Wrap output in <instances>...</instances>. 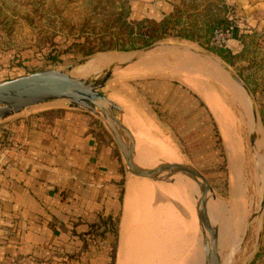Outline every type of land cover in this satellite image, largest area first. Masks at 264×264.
Segmentation results:
<instances>
[{"label": "rangeland", "instance_id": "obj_1", "mask_svg": "<svg viewBox=\"0 0 264 264\" xmlns=\"http://www.w3.org/2000/svg\"><path fill=\"white\" fill-rule=\"evenodd\" d=\"M122 1L127 2V6L131 8V21H140L143 18L136 10L137 5H140L138 0H0V83L42 71H64L69 66L75 68L88 60L86 64L80 65L74 71V75L85 78L97 76L100 73L99 80L104 78L112 67L103 71L102 68L129 53H100L81 61L79 60L82 58L81 54L71 52L62 55L57 64H52L45 57L47 52L45 44L49 37L59 35L56 42L60 49H67L75 40L78 41L82 24L88 20L87 27L94 25L101 27V24L96 23L101 19L106 20L105 17L113 12L112 2L120 7ZM149 1L154 2L148 18L159 22L163 14L164 2L174 4V10L171 12L174 13L175 9L182 7V3L186 0ZM215 1L219 4L224 3L226 7L224 13L228 22L232 20L242 22L240 29L234 35L240 42V48L236 49L235 53L231 51L235 58L233 65L223 60L216 53V49L203 47L195 42L172 38L153 46L188 47L199 51L198 55L202 57L203 55L217 57L232 75L247 85L248 96L260 118L259 147L262 160H264L262 150L264 149L262 117V110H264V27L255 31L256 29L247 26L246 21L237 17V10L240 8L237 0ZM156 4L159 5V9L154 8ZM205 7L206 0H199L200 13ZM96 8H99V12L105 11V16L95 15ZM168 8L170 7L165 5L163 11L169 10ZM68 34L73 35L69 37ZM185 53L184 50L160 51L155 48L149 59L132 64L140 74L128 78L171 79L193 92L210 114L213 126L214 146L211 151L213 157L208 158L204 163L195 161L204 158L198 153L200 148L196 138L194 161L191 156L188 159L179 143L181 140H177L172 133H167L166 130L162 131L154 122L143 117L139 108H133L117 100L116 104L122 109L117 112L118 117L124 118V121L132 120L134 129L141 127L150 131L149 136H137L140 145L137 147L138 150H135L134 159L139 158L143 153L149 155L153 153L156 155L152 160L154 166L171 162L181 163L195 168L205 178L180 175L164 179L161 183L150 180L147 185V182L130 173L126 168L121 151L112 138L122 156L123 168L127 173L123 184L124 190L128 191L130 186L138 189L131 198L132 212L127 222L126 233L125 226H122L125 217L122 208L117 216L112 264H205L206 250L209 249L208 242L209 240L212 242V239L202 219L204 218L208 223L209 221L197 211V201L201 195L208 196L210 204L218 206L210 208L213 212L219 209L225 216L224 218L231 227H229L230 242L236 243L241 238L247 222H255L242 242L238 264H243L246 257L248 264H264V213L261 214L263 196L259 197L255 163L252 157L255 136L248 133L249 108L244 100L239 99L236 94L233 95L234 93L230 90L232 81L224 72L208 66L203 59L191 56L189 52ZM90 64L91 66L84 72V68ZM129 67L131 65L115 69L112 75L116 76L120 71ZM93 78L89 80H94ZM248 82L257 85V96H254L252 90L254 87H250ZM234 83L236 89L241 92L238 84L235 81ZM104 92L112 97L107 91L104 90ZM45 108L74 110L77 107L67 100H59L47 102ZM43 110L35 112L26 110L18 116L0 120V124ZM146 169L151 168L147 165ZM186 186L190 190L192 186L191 191L194 193L189 192ZM146 189L152 194L150 206L153 214L148 215L142 211L147 202L143 196ZM237 207L240 210H237ZM173 208L177 212H174ZM236 213L240 218L235 225H232ZM124 239L125 246L123 247ZM229 240L222 241L223 245H229ZM218 259H223L220 253L216 261ZM235 264H237L236 260Z\"/></svg>", "mask_w": 264, "mask_h": 264}, {"label": "crops", "instance_id": "obj_2", "mask_svg": "<svg viewBox=\"0 0 264 264\" xmlns=\"http://www.w3.org/2000/svg\"><path fill=\"white\" fill-rule=\"evenodd\" d=\"M138 1L136 10L143 16L140 21L149 20L154 1ZM236 2L240 7L237 17L248 27L255 31L264 27V0ZM164 3L170 8L163 11L162 5L159 22L174 10V4ZM154 8L160 7L156 4ZM239 48L240 42L233 36L228 50ZM139 74L133 66L126 68L112 75L102 92L112 95L106 96L115 103L121 100L139 108L143 117L181 140L188 159L191 156L194 161L196 138L198 153L204 158L195 161L204 163L212 158V121L195 94L171 79L128 78ZM131 121L133 135L149 136L147 128L134 129ZM123 167L103 121L88 110L50 108L1 123L0 264H112L117 216L122 208L126 233L131 198L138 191L133 186L124 190L127 173ZM140 179L147 185L152 180ZM147 189L143 195L145 215L153 214L152 194ZM229 244L236 246L238 264L242 243ZM221 257L224 262V255ZM246 262L247 257L243 264Z\"/></svg>", "mask_w": 264, "mask_h": 264}, {"label": "water", "instance_id": "obj_3", "mask_svg": "<svg viewBox=\"0 0 264 264\" xmlns=\"http://www.w3.org/2000/svg\"><path fill=\"white\" fill-rule=\"evenodd\" d=\"M157 47L159 46H152L143 50L131 52L135 53L132 58L110 68V72H108L101 80H99L100 73L97 76H93L94 78L73 77L71 72L74 67L69 66L64 71H42L0 83V119H6V117L21 112L27 107L44 104L50 101L67 100L74 106L83 107L88 106L89 103L92 102V105L98 108L96 115L103 121L107 132L121 151L126 163V168L129 172L138 177L151 178L154 175L153 172L142 171L139 167L134 165L133 157L135 156V149L140 145L139 139L131 134L130 130L117 119L116 114L121 110L120 107L114 101L109 99L102 90L105 88L109 78L112 77L111 75L114 73L115 69L124 68L140 62L142 59H149L152 56L153 49ZM186 48L192 50L188 47ZM192 51H195L196 54L199 53L197 50ZM203 56L206 57V55ZM88 61L80 65L86 64ZM217 63L248 96L249 88L247 85H245L239 78L232 75L222 64L220 59ZM90 78H93L94 80H89ZM256 116L257 112L254 110V117ZM157 170L164 179H170L180 175L194 176L204 179L199 171L181 163H163L157 167ZM197 202V211L202 217L207 218L209 221L208 223L204 218L202 219V222L212 239L211 248L206 250L205 264H216L218 253L224 255L223 264H235L236 246L234 244L223 245V242L221 241L224 237L223 241H226L227 239V221L226 218H224L225 216L219 209L216 212H213L210 209L211 207L215 208L218 206L210 204L207 197L200 196ZM262 213H264V192L261 203V214ZM212 226L214 231L212 230ZM246 264H248V262H246Z\"/></svg>", "mask_w": 264, "mask_h": 264}, {"label": "trees", "instance_id": "obj_4", "mask_svg": "<svg viewBox=\"0 0 264 264\" xmlns=\"http://www.w3.org/2000/svg\"><path fill=\"white\" fill-rule=\"evenodd\" d=\"M126 3L122 1L120 7H117L112 2L113 12L105 17L106 20L101 19L96 23L101 24V27L96 25L87 27V20L81 26L78 41L75 40L65 50L60 49L56 42L59 35L49 37L45 44L46 59L52 64H57L62 55L72 52L81 54L82 58L79 60L84 61L100 53H128L143 50L172 38L195 42L208 48L213 32L228 23L224 13L226 9L224 3L219 4L215 0H206V7L202 13L198 9L199 0H186L182 3V7H177L174 13L161 22L148 19L131 21V8ZM94 13L105 16V11L99 12V8H96ZM71 35L73 34H68L69 37ZM216 53L228 64H234L235 58L231 51L217 50ZM248 85L254 87L252 90L254 96H257V85L250 82ZM262 117L264 123V110Z\"/></svg>", "mask_w": 264, "mask_h": 264}, {"label": "bare ground", "instance_id": "obj_5", "mask_svg": "<svg viewBox=\"0 0 264 264\" xmlns=\"http://www.w3.org/2000/svg\"><path fill=\"white\" fill-rule=\"evenodd\" d=\"M160 51H164V50H169V51H172V50H184V51H186V53L185 54H188V52L190 53V55L191 56H195V57H197V58H200V59H203L205 62H206V64L208 65V66H211V67H215V68H217V69H219V70H221L222 72H224L230 79H231V81H232V84H231V88H230V90L234 93L233 95H237L238 96V98L239 99H242V100H244V102L247 104V106H248V108H249V111H250V123H249V127H248V133H250V134H252V135H254L255 136V146H254V149L252 150V157H253V161H254V166H255V170H256V177H257V183H258V188H259V197H262L263 196V192H264V160H262V154H261V152H260V147H259V145H260V140H259V131H260V118H259V116L257 115L256 117H254V110H253V107H252V102H251V100L249 99V97L247 96V94L245 93V91L242 89V88H240L241 89V92H239V90L238 89H236V84L234 83V81L232 80V78L221 68V66L217 63L218 61H219V59L217 58V57H212V56H206V57H202V56H200V55H198V54H196L195 52H193V51H189L187 48H180V47H157ZM155 49V48H154ZM153 49V50H154ZM134 54L135 53H129V54H127V55H125V56H123V57H120V58H118V59H116V60H114L112 63H110L109 65H107V66H105V67H103L102 68V71L103 70H105V69H107V68H109V67H113V66H116V65H119V64H121V63H124V62H126L128 59H130V58H132L133 56H134ZM111 60V59H110ZM144 59H142V60H140V62H142ZM139 63V62H138ZM92 64V63H91ZM91 64L90 65H88V66H86L85 68H84V72H85V70H87V68H89L90 66H91ZM136 64V63H135ZM134 65V64H133ZM132 66V65H131ZM80 66H77L76 68H74L73 70H72V72H71V75L73 76V77H76L75 75H74V71L75 70H77L78 68H79ZM123 70H125V69H123ZM122 70V71H123ZM101 71V72H102ZM122 71H120V72H122ZM119 72V73H120ZM118 73V74H119ZM117 74V75H118ZM209 101V100H208ZM46 107V103L45 104H40V105H36V106H30V107H27V108H25L24 110H22L21 112H18V113H15V114H13V115H10V116H8V117H6V118H9V117H11V116H18V115H20V114H22L24 111H26V110H30L31 112H35V111H40V110H43V109H46L45 108ZM77 108H80V109H85V110H88L89 112H91V113H93V114H96L97 113V111H98V108H96V106H94V105H92V102H90L89 103V105L88 106H86V107H83V106H76ZM214 109V108H213ZM120 111H122V109L120 110ZM119 111V112H120ZM116 116H117V114H116ZM117 119L126 127V128H128L129 129V124H128V121L127 120H125L124 121V118H120V117H118L117 116ZM0 120H2V119H0ZM127 121V122H126ZM128 124V125H127ZM130 130V129H129ZM130 133L132 134V132L130 131ZM135 150H138L137 148L135 149ZM263 151H264V149H262ZM263 155H264V152H263ZM154 157H156V155L155 154H153V153H151L150 155L149 154H147V153H143L139 158H136V159H134L135 158V156L133 157V163H134V165L135 166H137V167H139L142 171H147V172H153V177H146V178H150V179H152L153 181H155V182H157V183H159V182H163V180H164V178H163V176L162 175H160L159 173H158V170H157V167L158 166H154V165H152V160H153V158ZM264 157V156H263ZM175 158V157H174ZM235 158V157H234ZM160 159V158H159ZM233 161V160H232ZM231 161V162H232ZM234 162V161H233ZM232 162V163H233ZM239 162V161H238ZM257 163V164H256ZM147 165H149L150 166V170H148V169H146V166ZM186 189L189 191V192H191V193H194V192H192L191 190H192V186H191V190L189 189V188H187V186H186ZM186 190V191H187ZM194 190V189H193ZM181 191V190H180ZM179 194H180V192H179ZM186 195V194H185ZM189 195V194H188ZM199 195H201V194H199ZM201 196H205V197H207L208 199H210L208 196H206V195H201ZM187 198V197H186ZM187 200V199H186ZM237 210H240V208L239 207H237ZM234 218V220H232V221H234L233 222V224L232 225H235L236 224V221L237 220H239V214H237L236 213V215L233 217ZM255 222H247L246 223V226H245V228H244V232H243V235L241 236V238L235 243V244H240V243H242L243 242V240H244V238H245V235H247L248 234V232H249V230L251 229V227H252V225L254 224ZM230 227V226H229ZM231 228V227H230ZM234 229H235V227H234ZM231 230V229H230ZM223 241V240H222ZM208 245H209V249L211 248V246H212V242L209 240V242H208ZM242 248H239V250H238V252H240V250H241ZM202 259V258H201ZM203 261V260H202ZM216 264H223V259H218L217 261H216Z\"/></svg>", "mask_w": 264, "mask_h": 264}, {"label": "built area", "instance_id": "obj_6", "mask_svg": "<svg viewBox=\"0 0 264 264\" xmlns=\"http://www.w3.org/2000/svg\"><path fill=\"white\" fill-rule=\"evenodd\" d=\"M242 22L232 20L226 26L217 28L209 39L208 46L216 50H228L231 38L241 27Z\"/></svg>", "mask_w": 264, "mask_h": 264}]
</instances>
